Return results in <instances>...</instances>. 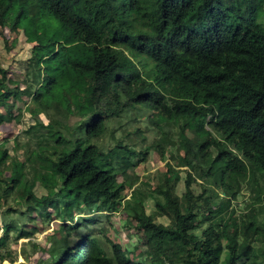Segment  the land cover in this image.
Wrapping results in <instances>:
<instances>
[{
  "label": "trees",
  "instance_id": "trees-1",
  "mask_svg": "<svg viewBox=\"0 0 264 264\" xmlns=\"http://www.w3.org/2000/svg\"><path fill=\"white\" fill-rule=\"evenodd\" d=\"M4 28L34 40L38 62L21 80L0 65V125L16 118L11 100L22 96L33 118L23 160L0 138V262L15 261L11 233L24 237L21 218L34 212L59 221L43 264H264V0H0V37ZM133 106L159 129L178 127L181 195L168 187L170 166L165 189L124 193L118 171L145 152L100 141ZM163 139L153 146L160 156ZM252 184L255 197L237 217L229 207ZM9 197L24 206L18 217ZM120 205L152 247L142 259L82 232L87 218L71 222L81 209Z\"/></svg>",
  "mask_w": 264,
  "mask_h": 264
},
{
  "label": "rangeland",
  "instance_id": "rangeland-1",
  "mask_svg": "<svg viewBox=\"0 0 264 264\" xmlns=\"http://www.w3.org/2000/svg\"><path fill=\"white\" fill-rule=\"evenodd\" d=\"M34 44L29 36L25 35L21 29L15 31H9L8 28L3 29V37H0V65L3 66L10 76V79L21 80L29 70L31 64L37 65L38 59H32L31 48ZM23 84H20V88H23ZM14 103L13 114L16 118H13L9 122H5L0 125V138L7 139L5 144L6 149L9 150L13 157H18L23 160L26 155V150L32 149L29 145L28 137L24 134L25 128L33 123V118L25 110L26 103H29V99L26 96H22L21 99H12ZM2 112H4L1 109ZM63 117V116H61ZM39 118L45 123L48 119L45 115L40 114ZM63 121L66 119L61 118ZM71 118V122H73ZM155 120L151 117L150 112L144 109L142 106H133L122 117L114 119L109 124L105 136L101 139L103 147L114 145L118 140L122 144L133 148L136 152H145L143 160L141 156L136 158L131 157L126 164V169L118 171L120 174L118 180L124 183V193L129 197L133 189L141 188L152 190L156 185L165 189L163 184V174L170 166L172 172H177L179 178L175 180L171 177L172 172L168 173L170 179L168 181V187L170 190L175 191L178 195L184 192V179L186 176V167H182L179 164V156L182 155V151H177V131L178 127L175 123H160L161 129L157 128L154 124ZM138 129L139 134H135V130ZM214 134L223 139L218 133ZM164 138L163 145L165 147L164 156H160L156 152L153 146L161 142L160 139ZM230 149H233L229 145ZM234 152H237L233 149ZM238 153V152H237ZM122 164V163H120ZM9 174L8 172L6 173ZM196 178V182L193 183V189L196 193L201 191V180L193 173ZM255 189V190H254ZM257 185H251L242 189L238 197L232 201L234 208V215L241 216V213L246 212V204L255 197ZM35 191L38 195L44 193V189L37 184ZM217 192H221L217 190ZM5 207L8 205L14 206L15 212L12 213V217H18L19 213L24 211L23 205H14L12 198L7 199ZM153 200L148 199L145 202V208L147 212H154ZM263 208L261 213H264V202L260 203ZM261 206V207H262ZM4 207V208H5ZM2 208V209H4ZM50 212H53L49 208ZM73 216L72 223L75 222V218H87V221H82L84 227L82 232H88L92 235L98 236L102 241L104 236L109 237L111 240L119 243L125 252H128V256L131 259H142L146 253H148L152 247L143 238L142 231H140L134 221L130 220L122 205L117 207L112 212H91L81 209L77 211ZM251 217L260 220V216L257 218L255 214L249 213ZM201 220V217H199ZM21 222L25 224L27 230L26 235L22 238L15 239V233H11L9 240V250L15 261L10 263L8 261L0 262V264H43L49 261V256L45 252L47 248V239L57 232L59 221L54 217L43 218L36 213H32L31 217H22ZM1 225V223H0ZM207 224L201 223L200 226H206ZM200 234V230L197 231ZM59 236V233H56ZM76 237L70 239V243L76 241Z\"/></svg>",
  "mask_w": 264,
  "mask_h": 264
}]
</instances>
